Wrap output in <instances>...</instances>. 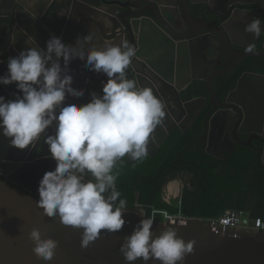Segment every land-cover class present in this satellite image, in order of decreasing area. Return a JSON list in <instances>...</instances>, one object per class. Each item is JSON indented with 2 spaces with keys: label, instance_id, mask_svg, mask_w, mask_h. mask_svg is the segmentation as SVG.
Here are the masks:
<instances>
[{
  "label": "water",
  "instance_id": "water-1",
  "mask_svg": "<svg viewBox=\"0 0 264 264\" xmlns=\"http://www.w3.org/2000/svg\"><path fill=\"white\" fill-rule=\"evenodd\" d=\"M32 1L34 0H0V61H3L0 63V76L7 73L10 57H17L26 47L33 46L27 44L28 36L35 38L39 46L45 50L46 42L52 36L62 38L65 45L74 46L78 38L88 35V32L82 33V28L90 24L94 28V35L93 40L85 44L86 50L92 46L99 49L105 41L117 44L122 40L128 41L129 37L131 45L137 49V57L127 69L128 78L139 80L137 77L139 69L135 64H143L145 68L155 71L160 76L161 85L153 78H150L153 81L149 83L150 87L141 84L143 88L153 89L154 94L167 104V109L172 113L170 117L166 110L169 124L164 122V126L158 127L155 131L156 142L149 144V157L155 156L159 147L176 127L172 117L179 122L185 117L179 124L184 133L185 127L190 126L195 120L197 109L206 104L205 98L182 104L181 91L189 87L192 79L207 77L205 75L200 77L197 69L199 62H202L198 52L201 47L198 41L193 43V47L188 48L186 43H174L165 37L166 40L158 33V27L151 20H135L133 17L128 18L112 11L111 6L114 2L111 0H54L48 9L46 5L35 8ZM175 7L181 12H189L187 0L185 3L178 0ZM166 10L170 13L168 8ZM235 20H240L238 15L233 19ZM232 26L233 24L225 26V30H221L220 33L210 29L212 33L221 35L223 39L217 35L218 43L220 41H223L224 45L226 43L228 46L226 49L231 55L232 49L240 50L243 47L238 40H234ZM200 33L196 32L193 35ZM147 35H150V38H147ZM143 36L145 40H142ZM192 55L195 61L191 68ZM247 55L264 59V50ZM84 63L79 59L73 60L69 74L73 77L72 87L84 90L85 95L79 98L68 96L66 105L72 103L84 105L92 92L103 94L102 89L108 77L103 73L89 71L84 67ZM76 73L79 76H76ZM214 76L216 74L208 77L205 83L210 102L215 107L211 112L217 110L206 122L207 153L225 161L235 153L236 142L250 145L248 142H239L235 136H230L232 126L235 128L243 126L246 111L234 99L233 95L237 91L228 97L226 105L218 104L222 100L212 88L211 81ZM243 80L239 81L238 88ZM17 95L21 93L15 84L0 85V96L5 97L6 101L15 100ZM171 100L178 111L172 108ZM217 131L219 136L226 133L227 141L221 144L220 151L210 153V145ZM49 134H54V129H49ZM37 149H15L10 147L7 138L0 135V164H8L12 169L7 174L4 173V180H0V264H127L120 253V247L124 238L130 236L136 225L145 218V214L147 215L145 209L141 205L143 211L136 208V205L129 208L123 217L126 220L125 227L119 233L108 234L102 231L100 239L88 249H82V229L66 227L59 222L58 217H46L37 207L39 182L46 172L55 170L57 166L43 138L38 142ZM259 154L261 163L264 164V147L259 150ZM139 197L137 194V200ZM172 218L176 223H170L169 220L155 221L152 231L155 238L165 231L166 227H173L177 230L178 237L185 242L196 241L194 253L188 255L183 264H264V232L223 229L200 218L179 216ZM33 229H39L45 239L52 238L58 241L59 246L52 261L38 259L34 254L35 244L29 238ZM135 264L145 262L139 259ZM147 264L161 262L153 259Z\"/></svg>",
  "mask_w": 264,
  "mask_h": 264
},
{
  "label": "clouds",
  "instance_id": "clouds-1",
  "mask_svg": "<svg viewBox=\"0 0 264 264\" xmlns=\"http://www.w3.org/2000/svg\"><path fill=\"white\" fill-rule=\"evenodd\" d=\"M245 31L259 38L264 32L262 21L253 19ZM92 40L90 32L70 46L52 36L45 50L28 36L27 44L33 46L10 57L7 73L0 76V85L15 84L21 93L15 100L0 96V135L19 150L37 149L44 139L57 166L39 182L37 207L46 217H58L66 227L82 229V249L100 239L102 231L115 234L125 227L123 217L129 207L117 188V166L125 157L136 163L148 157L149 144L156 142L154 133L164 126L167 114V104L153 89L138 87L135 79L128 78L127 69L137 57L134 45L124 40L118 44L105 41L99 49L86 50L85 44ZM245 51L254 53L255 46ZM76 59L84 61L89 71L106 74L108 80L102 95L92 92L90 102L66 105L68 96L85 95L84 90L72 87L69 71ZM156 215V209L151 217L145 214L124 238L120 253L127 264L139 259L145 264L153 259L161 264H183L194 253L196 241L185 242L173 227L154 238ZM161 215L176 223L167 212ZM29 238L38 259L50 262L55 258L58 241L43 238L39 229H33Z\"/></svg>",
  "mask_w": 264,
  "mask_h": 264
},
{
  "label": "flooded vegetation",
  "instance_id": "flooded-vegetation-1",
  "mask_svg": "<svg viewBox=\"0 0 264 264\" xmlns=\"http://www.w3.org/2000/svg\"><path fill=\"white\" fill-rule=\"evenodd\" d=\"M53 1L54 0H52L50 5H47V9L52 5ZM111 1L114 2L111 6L112 11L126 15L128 18L133 17L135 20H151L158 27V33L162 35L163 38L167 37L169 41L178 44L186 43L188 48L193 47V43L196 41H198L201 46L198 52L199 55H201L202 62H199L197 69H199L200 77L204 75L207 77L205 79H195V77L192 76V78L194 77L192 79V83L188 88L181 91L182 104L201 98H205L207 100L206 104H203L200 109H197V116L192 124L185 127V134L189 136L191 134L196 135L198 136V139L195 144L192 142L187 143L181 151L174 152L171 150L168 153L164 166L166 170L165 172L169 175V181L163 189L164 200L170 203L183 196L185 187L180 184V180L185 176H183L182 172L179 173L177 171H179L181 167L186 166V163H191L192 166L197 168H202L206 165L212 164V168L220 170L222 167H230L229 164L235 155L234 153L227 160L221 161L207 153L208 147L206 142L208 131L206 122L215 115L217 110L213 113L211 112L214 106L210 102V96L205 83H207L208 77L215 74L216 76L213 77L211 85L216 95L222 100L221 103L218 104L223 106L226 105L228 97L231 94L233 95V92L237 91L235 95H233L234 99L240 103L246 111V121L243 126H238L236 128L235 126H232L230 136H235L239 142H248L250 145H242L236 142L235 151L238 145L251 149L255 154L256 166L259 167V172L264 175V164L261 163V157L259 154V150L264 147V59L260 57L248 56L247 54L249 53L245 51L247 46L250 45L255 46V52L264 50V32H262L259 38H256L245 31L246 24L256 18H259L262 21V27H264V0H211V2L210 0H187L189 4V12H181L175 7L178 0ZM180 1L185 3L186 0ZM41 5L42 4L38 7H41ZM43 6L44 5H42V7ZM166 8H168L170 13L167 12ZM238 8H240V10ZM236 15L239 16V21H233ZM232 24L234 29L232 30L233 36L235 37L234 40H238L243 47L240 50L232 49L231 55L226 49L228 47L226 43L225 45L223 41L218 43L219 38L217 35H220L219 33L221 30H225V26H230ZM210 29L219 33H212ZM96 30L100 32V29L97 27ZM84 32H88V34L90 32L94 33V28L92 25L87 24L85 31L84 28H82V33ZM196 32L202 33L193 35ZM146 37L150 38V35H147ZM145 39V36H143L142 40ZM127 40V42L131 44V39L129 37ZM194 61L195 58L192 55L191 68L193 67ZM135 65L139 69V74L137 76L139 80L135 79L138 87H141V84L143 86L150 87L149 83L153 82L150 78L156 79L161 85L159 80L160 76L155 71L145 68L143 64ZM235 74H239V78L235 86L232 89H228L229 78L235 76ZM241 79L244 80L239 84L238 88L237 86ZM199 90H202V94L197 93ZM223 93L226 94L223 95ZM184 96L190 97L185 99ZM89 100H91V96L84 104L88 103ZM170 104L174 110H177V107L174 106L172 100ZM166 110L169 112L171 117V111L167 108ZM203 117L204 129L202 131V135L199 136L196 132L197 130L195 125H197L198 120ZM172 118L174 123H176V127L173 132L177 129L181 131L179 124L185 117L181 122L176 120L175 117ZM165 123L169 124V119L167 117H165ZM234 124L235 122L233 125ZM173 132L169 135V137L173 134ZM226 141L227 134L223 133L219 136L217 131L212 139L209 152L215 153L220 151L222 146L221 144ZM163 145L159 147V150L152 158L158 155ZM186 151H191L193 154L197 155L199 162L197 163V161L189 159ZM212 159H215L214 162ZM11 170V166L8 164H0V178L4 180V173L7 174V172H10ZM173 183L180 186L179 190L182 192H178L177 194L174 192H167L168 186ZM166 196L169 198H166Z\"/></svg>",
  "mask_w": 264,
  "mask_h": 264
},
{
  "label": "trees",
  "instance_id": "trees-1",
  "mask_svg": "<svg viewBox=\"0 0 264 264\" xmlns=\"http://www.w3.org/2000/svg\"><path fill=\"white\" fill-rule=\"evenodd\" d=\"M238 78L239 74L229 78L228 89L235 86ZM201 91L197 93L202 94ZM203 126L204 117L195 125L199 136L202 135ZM197 139L198 136H189L177 129L156 157L148 156L142 163L123 158L124 162L117 166L120 169L117 188L121 192V198L127 200L128 207L133 208L139 204L148 217L156 209L154 219L159 222L167 221L161 215L162 212H167L171 217L200 218L208 223L218 220L228 210L243 212L251 220L261 218L264 221V175L256 166L253 151L241 145L236 147L230 167L216 170L211 167L212 164L197 168L186 163V166L177 171L185 176L180 180V184L185 187L183 196L170 203L164 200L163 189L169 181L164 166L168 153L171 150L181 151L187 143L195 144ZM186 153L189 159L199 162L197 155L191 151ZM214 160L212 159L213 162ZM137 194L140 195L138 200Z\"/></svg>",
  "mask_w": 264,
  "mask_h": 264
},
{
  "label": "built area",
  "instance_id": "built-area-1",
  "mask_svg": "<svg viewBox=\"0 0 264 264\" xmlns=\"http://www.w3.org/2000/svg\"><path fill=\"white\" fill-rule=\"evenodd\" d=\"M179 188L180 186L176 187L177 191L182 192ZM210 223L223 229L264 232V221L261 218L251 220L243 212L234 210L226 211L218 220L210 221Z\"/></svg>",
  "mask_w": 264,
  "mask_h": 264
},
{
  "label": "crops",
  "instance_id": "crops-1",
  "mask_svg": "<svg viewBox=\"0 0 264 264\" xmlns=\"http://www.w3.org/2000/svg\"><path fill=\"white\" fill-rule=\"evenodd\" d=\"M51 2H52V0H34V1H32L35 8H38V6H40V4L46 5V7H47V5H50ZM60 17L62 18V15H60ZM85 29H86V26H84V31H85ZM75 75L79 76L77 73Z\"/></svg>",
  "mask_w": 264,
  "mask_h": 264
},
{
  "label": "rangeland",
  "instance_id": "rangeland-1",
  "mask_svg": "<svg viewBox=\"0 0 264 264\" xmlns=\"http://www.w3.org/2000/svg\"><path fill=\"white\" fill-rule=\"evenodd\" d=\"M177 185L176 184H170L167 188V192H174L175 194L178 193L177 189H176ZM173 189V190H172ZM166 198H169L166 196Z\"/></svg>",
  "mask_w": 264,
  "mask_h": 264
},
{
  "label": "bare ground",
  "instance_id": "bare-ground-1",
  "mask_svg": "<svg viewBox=\"0 0 264 264\" xmlns=\"http://www.w3.org/2000/svg\"><path fill=\"white\" fill-rule=\"evenodd\" d=\"M173 190V189H172Z\"/></svg>",
  "mask_w": 264,
  "mask_h": 264
}]
</instances>
